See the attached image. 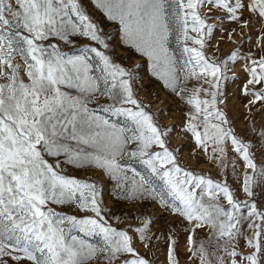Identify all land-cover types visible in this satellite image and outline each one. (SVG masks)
Instances as JSON below:
<instances>
[{"label":"snow or ice","instance_id":"6c2138e0","mask_svg":"<svg viewBox=\"0 0 264 264\" xmlns=\"http://www.w3.org/2000/svg\"><path fill=\"white\" fill-rule=\"evenodd\" d=\"M161 255L264 264V0H0V264Z\"/></svg>","mask_w":264,"mask_h":264},{"label":"rangeland","instance_id":"374dc122","mask_svg":"<svg viewBox=\"0 0 264 264\" xmlns=\"http://www.w3.org/2000/svg\"><path fill=\"white\" fill-rule=\"evenodd\" d=\"M115 31L116 30L113 29V34H115ZM219 35L220 34L217 33V37H219ZM215 39L216 38L214 37L213 42H215ZM237 39H239V37H237ZM220 46H221L222 51H227L229 48L233 46V44L225 36L222 39ZM245 47H247V45H245ZM125 51L127 50L125 49L122 51L120 48H117L116 49L117 56L118 57L124 56ZM137 59H139L137 54H135L134 52L128 53V56L125 57L124 59V63L127 64L129 60L134 62ZM143 67H146V65H142V68ZM237 70H238V66H237ZM236 83H239V81H237ZM141 87L143 89H146V91H140L139 95L141 96L148 95L149 99L146 102H150L153 109L159 108L162 110L160 113V119L162 123L175 124L177 126L181 124L182 116L180 112V107L182 106H178L177 103L175 102V99L171 95L166 93L163 89L159 88L158 85L153 83L147 76H145L144 83ZM227 91L229 94L236 91L235 84L232 82H229V87ZM156 97H159V99H157ZM242 103L243 102L238 96L235 98L232 97L231 95L229 96V102H228L229 113L234 118L238 129L243 128L245 124L244 117L243 115H241V113H243ZM177 132H179V127L173 130L172 145L173 146L183 145L180 152L185 162L192 166L204 169L208 172H212L213 174H215V169L211 164L205 163L202 159H200L199 162H197V159L189 154V149L191 148V144L185 138L187 137L188 134L184 133L181 138H177V135H176ZM162 223H163V220L159 221L157 225H154V226H159ZM160 251L161 253H163L164 251L163 244H161ZM181 253L183 254V243L181 244ZM158 264H163V255H161V258H160V261H158Z\"/></svg>","mask_w":264,"mask_h":264}]
</instances>
